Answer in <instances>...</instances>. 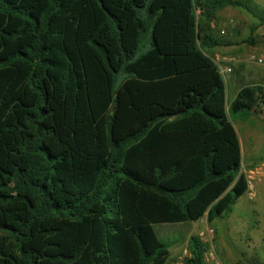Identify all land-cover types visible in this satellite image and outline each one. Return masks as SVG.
<instances>
[{"label":"trees","instance_id":"trees-1","mask_svg":"<svg viewBox=\"0 0 264 264\" xmlns=\"http://www.w3.org/2000/svg\"><path fill=\"white\" fill-rule=\"evenodd\" d=\"M224 7L252 11L0 0V264H168L154 224L231 212L247 189L234 119L258 115L264 87L227 102L211 56ZM208 248L190 236L183 264Z\"/></svg>","mask_w":264,"mask_h":264},{"label":"rangeland","instance_id":"rangeland-1","mask_svg":"<svg viewBox=\"0 0 264 264\" xmlns=\"http://www.w3.org/2000/svg\"><path fill=\"white\" fill-rule=\"evenodd\" d=\"M245 1L252 8L251 12L253 13L241 8L224 7L223 10L216 12L213 29L215 34L220 37L224 38L233 33L236 42L245 43L242 44L243 52L237 54V60L233 64L230 76L236 78L241 73L242 82H257L259 79L256 76V68L260 66L263 69L264 64L254 63L249 59V55L264 51V24L252 32L253 26L259 21L258 18L264 17V0ZM233 18L240 22L237 29L233 26L235 23ZM226 22L232 25H228ZM222 30H224L223 33ZM247 38H250L252 43L243 42ZM223 54L224 51L217 48L211 53V56L215 59ZM248 69L251 73L246 71ZM230 76L227 77V82H231ZM234 123L242 148L241 171L245 174V171L258 165L264 159V108L259 111L258 115H250L246 119L235 117ZM254 191L253 198H249L247 193H244L232 206L233 217L239 216L247 222L239 231L228 230L226 232L225 225L222 224V217L216 218L211 224H205V221L201 220L198 222L199 225L202 224L201 226L192 222L154 224L158 236L163 241L171 243L172 255L168 264H173L183 250L187 249L188 239L192 235H196L208 243L209 247H213L222 258L220 247L222 243L228 244V240L224 237L225 233H230L238 239L236 249L245 263L264 264V175L255 181ZM258 218L261 223L257 220ZM208 230H211L209 235ZM248 236L251 241L255 242L254 244H250L246 240Z\"/></svg>","mask_w":264,"mask_h":264},{"label":"crops","instance_id":"crops-1","mask_svg":"<svg viewBox=\"0 0 264 264\" xmlns=\"http://www.w3.org/2000/svg\"><path fill=\"white\" fill-rule=\"evenodd\" d=\"M220 10H223V8L220 9ZM234 22L235 23H234L233 26H235L236 29H237V27L240 25V22H239V20H236V19H234ZM226 23L228 25H232L229 22H226ZM256 24H258V22ZM260 25H262V24H258L256 29ZM211 26L213 27V22H211ZM236 29H235V31H236ZM234 36H235V34L230 33L229 36H226L224 38L222 37L223 40L228 42V45L216 46L213 49L214 51H216L217 48H221V50L224 51L223 56H229V57L233 58V62L230 64L232 66V69H233L234 62H236V60H237V54L243 52V50H244L242 44H245V43H242V42H236V40H234L235 39ZM243 69H245V68H243ZM246 71H248V73L250 72L249 69L246 70ZM256 71H257L256 76L259 79V81H257V82H242L243 76H242L241 73H239L236 76V78H235V76H232V77L230 76V74L232 73L231 72L230 74H228L224 78V80L226 82V100H227L228 103L231 102L235 98L236 93L238 92V90L241 87L245 86V85L260 84V85H262L264 87V68L262 69L259 66V67L256 68ZM228 76H230L229 78H230L231 82H227L226 81ZM234 126H235V123H234ZM236 131H237V128H236ZM240 145H241V143H240ZM241 154H242V148H241ZM201 220H204L205 224H208V222H207L205 217H202V218L198 219L197 221H192V223H196V225L201 226L202 224L201 225L198 224V222L201 221ZM257 220L259 221V223H261V220L259 218ZM245 223L247 224V222H245V220H243L239 216L233 217V209L231 210V212L227 216L222 217V224L225 225V229L224 230L226 232H228V230L231 231V232L232 231H239V230L242 229V227L244 225H246ZM224 237L228 240V244H229V245L228 244L225 245L224 243H222V245L220 247V252H221V256H222V259H223L224 263L225 264H247L240 258V253L236 249L237 248L236 244L238 243V239H236V237H234L230 233H225ZM246 240H248V242L250 244H254L255 243V242L250 240L249 236H248V238ZM170 251H171V255H172V248H170ZM257 264H259V263H257ZM260 264H263V263H260Z\"/></svg>","mask_w":264,"mask_h":264},{"label":"built area","instance_id":"built-area-1","mask_svg":"<svg viewBox=\"0 0 264 264\" xmlns=\"http://www.w3.org/2000/svg\"><path fill=\"white\" fill-rule=\"evenodd\" d=\"M222 33L224 30L221 31ZM249 59L256 64L262 65L264 64V51L257 54L251 53L249 55ZM214 62L218 66V70L225 78L228 74L232 72V66L230 65L233 62V58L229 56H221L213 59ZM264 175V159L254 167L245 171L246 181H247V189L246 192L249 198H253L255 195V181L259 180ZM211 233V230H208V235ZM188 255V250H183L182 254L178 256V258L174 261L173 264H183L184 258ZM204 261L205 264H225L219 254L213 249V247H209L207 251L204 253Z\"/></svg>","mask_w":264,"mask_h":264}]
</instances>
